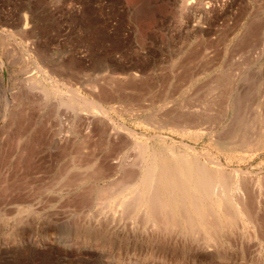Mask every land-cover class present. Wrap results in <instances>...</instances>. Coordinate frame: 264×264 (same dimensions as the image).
<instances>
[{
	"label": "rangeland",
	"instance_id": "374dc122",
	"mask_svg": "<svg viewBox=\"0 0 264 264\" xmlns=\"http://www.w3.org/2000/svg\"><path fill=\"white\" fill-rule=\"evenodd\" d=\"M76 91L155 149L157 135L179 140L155 126L181 105L216 135L231 92L264 110V0H0V264H264V203L248 233L207 243L184 224L107 209L138 169L116 167L125 137L103 141L102 125L63 109ZM198 149L218 154L207 137ZM219 156L264 171V156Z\"/></svg>",
	"mask_w": 264,
	"mask_h": 264
},
{
	"label": "bare ground",
	"instance_id": "6f19581e",
	"mask_svg": "<svg viewBox=\"0 0 264 264\" xmlns=\"http://www.w3.org/2000/svg\"><path fill=\"white\" fill-rule=\"evenodd\" d=\"M249 27L246 26V29H248L244 31L246 35H249ZM243 37L245 36L243 35ZM243 37L240 35L241 41ZM175 69L174 64V70L172 69L173 73L176 71ZM227 74L229 75V73ZM226 81L225 75H220L215 81L217 84L216 87H224L223 85ZM33 83L34 89L40 91L45 101L49 100L52 95L54 100L59 98V91L55 89L57 85L54 88L55 91H51V93L48 87L43 86L42 82L33 81ZM33 83H31L32 87ZM76 92L70 93L68 95L69 98L66 97L68 100L64 101L65 107L63 106V109H67L68 114H70L69 111H73V117L71 116V119L74 118V113L83 114L88 125L90 123L93 124V122L102 125L103 131L101 134L103 133L107 137V139L104 137L105 140L103 141L108 140L110 142L112 141L111 139L116 140L120 137H125L122 142V146L125 149L123 148L115 158L118 159V163H116L117 161L115 162L117 164L116 167L120 170L125 164L129 165L131 163L133 168L138 169L137 171L132 169L136 175L134 174L132 179L123 183L120 190L118 189L119 191L114 193L113 196L107 197L105 200L107 201L105 204L107 205L108 203V206L105 207H109L107 209L114 207L116 211V208L119 210L132 208L136 210L134 212L135 214L142 213L148 218L159 216L160 219L162 218L164 220L163 223L172 227L171 229L174 227L177 228L178 226H180L178 228H182L181 225L184 224V228L192 232L197 231L196 233L201 234L206 240V243L207 240L213 242L212 239L216 238L218 234L221 235L222 232L224 233L229 229L232 230L233 227L234 229L237 228V231L241 228V233H248L246 231L252 225H255V223H252L253 219L259 218L261 215V204L264 203V171L260 173L255 171L257 174H253L250 171L251 169L247 170L246 168L244 170L242 167L235 168L230 164L224 163L219 156L221 154H224L226 157L230 155L238 156L242 160H245L246 157L254 160L257 157L264 156V110L260 111L258 109L259 104H256V106L255 104H251L254 101L246 99V94L243 95L237 92H231L229 94L230 99L227 100L225 109L227 115L231 114L230 122L222 129L223 131L216 135L212 134L215 130L214 123L212 124L214 128L213 126L212 128H201L203 121L210 118L204 119L205 116L200 117L198 114L199 108L193 110L194 107H184L181 105L179 107L176 106L177 108L173 110L168 109L169 112L167 110V115L166 113L164 114L166 116L163 115L164 118H158V125L155 127L179 136V140L157 135L156 138L159 139L158 145H164V147L160 148L159 146V149H155L152 146H147L146 141L140 139L134 130L115 124L110 117L108 109L99 106L100 104L94 107L92 106L95 104L93 102L90 105L86 97ZM50 101H48V104ZM60 109H57L58 113L61 112ZM66 109L64 110L66 111ZM212 121L214 122V120ZM205 137L208 138L210 144L217 147L216 151H218V154H213L207 149H198V144ZM137 138L140 139L139 142L137 141L140 145H138V148L136 146L134 147L138 150L132 147L136 143ZM166 140L170 141L169 145H166ZM129 158L132 159L129 160ZM123 182L125 181L123 180ZM117 185L115 184V186ZM129 213L131 214V212ZM262 214H264L263 210ZM137 215L139 216V214ZM176 224L181 225L176 226ZM237 226L240 228L238 229Z\"/></svg>",
	"mask_w": 264,
	"mask_h": 264
}]
</instances>
